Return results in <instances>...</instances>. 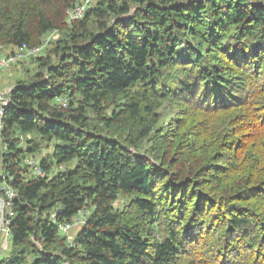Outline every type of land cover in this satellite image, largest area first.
I'll list each match as a JSON object with an SVG mask.
<instances>
[{
	"label": "trees",
	"instance_id": "trees-1",
	"mask_svg": "<svg viewBox=\"0 0 264 264\" xmlns=\"http://www.w3.org/2000/svg\"><path fill=\"white\" fill-rule=\"evenodd\" d=\"M77 2L0 0V264H264V0Z\"/></svg>",
	"mask_w": 264,
	"mask_h": 264
},
{
	"label": "built area",
	"instance_id": "built-area-1",
	"mask_svg": "<svg viewBox=\"0 0 264 264\" xmlns=\"http://www.w3.org/2000/svg\"><path fill=\"white\" fill-rule=\"evenodd\" d=\"M94 0H78L76 6L67 12L66 16V22L71 23L75 20H79L84 17V15L87 13L89 8L92 7V3ZM58 31H49L48 33L44 34L42 36V40L39 46L33 47V48H27V46L22 45L20 48H18L13 53H6L4 48L0 47V72H5L7 70H10L11 67H13L18 61L22 59H27L28 57H40L43 50V45L48 42H57L58 41ZM11 90H8L6 92V95L9 94ZM55 101L61 106L66 107L67 101L63 99H55ZM7 100L6 98L2 97L0 95V118L3 113V108L7 106ZM1 122V119H0ZM26 166L29 167L33 171V173L38 177H45L43 171L41 170L40 166H38L36 160L33 158L26 159ZM62 168L57 169V172H60ZM0 177L3 178L2 174H0ZM0 192L4 195V200L2 199V209H1V233L4 234V242L6 241V238H9V231L7 230V227L10 223V220L12 219L13 215L11 212V205L12 200L14 198V192L12 189L3 182V184L0 185ZM1 199V198H0ZM80 215H84L83 212H81ZM81 218H78L73 226L78 225L81 222ZM72 224H64L59 225V229L64 234L67 233L69 236V230H71V227H73Z\"/></svg>",
	"mask_w": 264,
	"mask_h": 264
},
{
	"label": "rangeland",
	"instance_id": "rangeland-1",
	"mask_svg": "<svg viewBox=\"0 0 264 264\" xmlns=\"http://www.w3.org/2000/svg\"><path fill=\"white\" fill-rule=\"evenodd\" d=\"M50 46V42L43 45L42 54H45V50ZM45 51V52H44ZM23 64L11 67L10 70H7L5 72H0V95L2 97H6V92L8 90H12V85L18 81H26L27 78H30L34 72L38 71L35 66V63L33 60L30 59H23ZM85 216V214L83 215ZM82 215L79 216V218L82 219ZM70 232V230L68 231ZM65 234V233H64ZM63 234V235H64ZM67 234V233H66ZM70 234V233H69ZM9 239L6 238V241L0 243V251L6 252L7 248L9 246Z\"/></svg>",
	"mask_w": 264,
	"mask_h": 264
},
{
	"label": "water",
	"instance_id": "water-1",
	"mask_svg": "<svg viewBox=\"0 0 264 264\" xmlns=\"http://www.w3.org/2000/svg\"><path fill=\"white\" fill-rule=\"evenodd\" d=\"M1 209H2V199H0V234H1V227H2V224H1Z\"/></svg>",
	"mask_w": 264,
	"mask_h": 264
},
{
	"label": "crops",
	"instance_id": "crops-1",
	"mask_svg": "<svg viewBox=\"0 0 264 264\" xmlns=\"http://www.w3.org/2000/svg\"><path fill=\"white\" fill-rule=\"evenodd\" d=\"M5 52L6 53H11V49H6Z\"/></svg>",
	"mask_w": 264,
	"mask_h": 264
}]
</instances>
